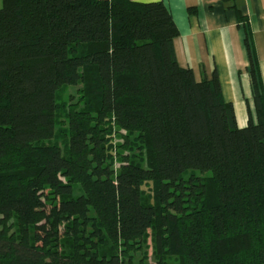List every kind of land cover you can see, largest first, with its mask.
I'll use <instances>...</instances> for the list:
<instances>
[{"label":"trees","instance_id":"1","mask_svg":"<svg viewBox=\"0 0 264 264\" xmlns=\"http://www.w3.org/2000/svg\"><path fill=\"white\" fill-rule=\"evenodd\" d=\"M244 25L241 127L217 75L178 64L162 1L1 0L0 264H264Z\"/></svg>","mask_w":264,"mask_h":264},{"label":"crops","instance_id":"2","mask_svg":"<svg viewBox=\"0 0 264 264\" xmlns=\"http://www.w3.org/2000/svg\"><path fill=\"white\" fill-rule=\"evenodd\" d=\"M132 1H162L179 32L174 39L178 64L190 67L197 81L217 75L222 97L231 102L239 126L246 125L248 109L254 118L244 24L251 32L264 91V0Z\"/></svg>","mask_w":264,"mask_h":264},{"label":"rangeland","instance_id":"3","mask_svg":"<svg viewBox=\"0 0 264 264\" xmlns=\"http://www.w3.org/2000/svg\"><path fill=\"white\" fill-rule=\"evenodd\" d=\"M72 91H74V88L73 89H71ZM61 231H60V233H62L63 232V227H61V229H60ZM148 252H149V254H151V249H149L148 250ZM151 257V256H150Z\"/></svg>","mask_w":264,"mask_h":264}]
</instances>
